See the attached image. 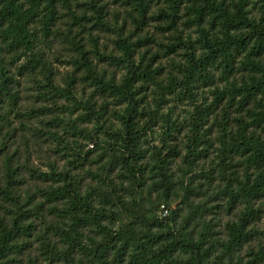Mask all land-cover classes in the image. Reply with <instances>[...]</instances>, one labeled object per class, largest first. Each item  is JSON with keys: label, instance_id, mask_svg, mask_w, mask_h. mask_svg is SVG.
Listing matches in <instances>:
<instances>
[{"label": "trees", "instance_id": "trees-1", "mask_svg": "<svg viewBox=\"0 0 264 264\" xmlns=\"http://www.w3.org/2000/svg\"><path fill=\"white\" fill-rule=\"evenodd\" d=\"M57 1L0 0V107L10 112L18 105L16 79L5 58V53H12L16 58L13 63L19 62L16 71L20 75L37 70L44 74L38 81L42 86L39 93L47 90L53 97L58 94L67 100L52 105L69 111L65 126L80 140L70 145L67 142L62 150L72 157L75 164L71 168H53L45 174L46 181L61 183L49 184L43 192L47 200L63 204L62 209L54 205L51 208L60 218L51 227V237L37 230L34 218L42 219V204L28 207L32 196L26 194L25 201L16 193L21 182L19 165L13 163L12 154L3 153L0 264H264L263 247L249 253L254 263L238 253L254 234L253 223L260 212L256 204L264 195V0H165L166 8L160 9L165 12L171 33L177 32L170 44L178 42L184 50L172 52L184 54L185 59L173 60L177 74H171L165 93L188 100L197 109L191 113L197 116L185 146L189 172L200 157L208 155L211 128L205 126L212 118L217 123L220 142L216 166L228 204L242 205L236 219L226 223V237L220 241L214 240L211 223L195 230L186 222L178 223L174 213L165 221L151 219L139 201L145 191L154 192L168 212L166 206L180 188L173 169L175 158L181 155L179 144L173 143L179 130L171 119L173 112L161 113L160 103L164 101L155 102L153 108L143 93L145 82L153 83L160 93L166 88L163 81L155 79L149 63H143L140 47L148 37L132 41L118 36L116 46L121 54L111 56L126 70L120 81L108 79L99 70L90 57L93 50L87 49L86 43L72 41V45L76 44L73 63L105 95L102 101L94 96L84 98L73 88L54 82L53 71L44 62L39 45L40 37L52 32ZM154 1L134 0L139 23L146 20ZM258 2L259 19L251 15L250 8ZM68 10L79 18L70 6ZM183 18L198 33L196 39L183 35L178 23ZM237 69L244 72L240 80L232 77ZM218 80L224 85H219ZM200 85L213 86V102L201 109L197 103ZM76 111L79 113L71 121ZM232 113L239 116L236 131L229 127ZM146 115L149 119L145 124L142 118ZM159 119L163 124L158 143L147 145ZM232 153L241 157L238 162L242 173L234 171L229 177L224 161ZM93 154L95 157L89 161ZM74 169L78 170L73 172ZM206 180L210 181L209 174ZM185 190L179 202L190 207V197L196 189ZM201 207L206 208L204 204ZM36 241L39 244L35 247Z\"/></svg>", "mask_w": 264, "mask_h": 264}, {"label": "rangeland", "instance_id": "rangeland-1", "mask_svg": "<svg viewBox=\"0 0 264 264\" xmlns=\"http://www.w3.org/2000/svg\"><path fill=\"white\" fill-rule=\"evenodd\" d=\"M260 5L259 2L250 5L251 15L258 19L261 17V12L258 10ZM69 6L79 18L68 10ZM56 7L57 18L52 32L47 36L40 37L39 45L43 51V59L53 71L54 82L57 85L63 88H73V91L84 98L94 96L98 101H102L105 95H101L96 87L92 85V82L88 80L83 70L73 63L76 44L72 45V41L73 43L75 41L86 43L87 49L93 50L90 57L94 63L98 64L99 70H102L108 79L115 78L120 81L126 70L119 62L113 61V56H111L114 54L119 57L121 54L116 46L118 36H127L132 41L139 37H148L146 44L140 47L145 59L143 63H149L155 79L163 81L166 88L161 90L160 93L153 83L145 82L144 87L147 85V88L143 93H145V100L151 101L153 108L155 102L164 101L160 103L161 113L173 112L171 119L179 128L176 134L178 138L173 140V143H178L181 151V155L174 160L173 169L175 176L178 177L180 188L178 194L166 206L168 212L165 210L163 202L154 192L145 191L139 197V201L143 210L151 219L165 221L169 214L174 213L178 223L186 222L188 228L195 227V230L201 229L204 223L208 222L212 224L214 240H223L226 237V223L236 219L237 211L242 205L237 203L234 205L228 204V196L223 189V180L219 175L218 166H216L220 161V158H218L220 142L218 141V126L212 118H210L209 124L205 126L207 129L211 128L210 134H208V144H211L208 155L200 157L196 161L198 162L197 166L192 169L191 173L184 160L185 146L188 143V135L191 133L189 132L190 125L197 116V113L193 116H191V113L194 112V109H197L186 102L188 100H178L174 98V94L165 93L166 90H169L171 74H177V70L173 68V60L182 59V61H185L184 54L172 52L173 49L184 50L180 48L182 44L178 42H173L176 45L170 44L174 41V35H177V32L171 33L165 12H160V9L166 8L165 0H156L151 3L146 20L142 21L141 19L140 23L137 21L139 16L135 9L134 0H58ZM183 20L184 18L178 22L183 35L196 39L198 33L195 32L194 27H188ZM98 51L100 52L98 53ZM168 51L171 53L168 54ZM13 57L12 53H5L7 67L16 79L14 89L17 90L19 99L15 111L9 112L0 107V150H2L0 159L4 152L13 155L15 159L13 163L19 165L18 176L21 181L17 186L16 193L25 201H28L26 194L32 196L28 207L42 204L40 208L38 207L42 219L34 218V221L37 224V230L42 229L51 237L52 225L59 223L60 220L51 208L54 205L62 209L63 204L46 199L43 192L48 185L56 186L61 183L46 181L45 174H49L53 168L58 171L71 168V165L75 163L72 162V157H67L62 150H64V144L67 142L70 145L74 142L79 143L80 140L79 136L72 135L73 132L68 125L65 126L67 119H69V111L58 106L66 103L67 100L58 94H53V97L47 90L44 94L39 93L42 86L38 84V81L43 80L44 74L37 70L20 75V72L16 71L19 62L14 64L13 60L15 61L16 58ZM243 73L242 70H234L232 77L240 80ZM218 83L222 86L225 82L218 80ZM211 89H213V86L202 87L200 85L198 91L196 90L197 103L200 109L202 105L209 106L213 102ZM55 102L58 105H52ZM0 105H2L1 101ZM78 113L76 111L74 115L70 116L71 121L75 120ZM148 117L147 115L144 116L142 121H147ZM238 117L237 113H232L229 119V127L232 131H236ZM212 122L213 125H210ZM162 124V120L159 119L154 127V134L150 133L147 145L158 143L157 139L162 132ZM94 157L95 154L90 156L89 161ZM240 159L241 157L238 154L232 153L224 161L225 166H228L229 177L233 175L234 171L242 173L241 165L238 162ZM1 164L2 159L0 166ZM90 165L87 168H90ZM77 170L74 169L73 172ZM207 174L210 175V181L206 180ZM2 175L3 169L1 167L0 180L4 183ZM182 180H184V185L181 184ZM186 187L196 189L195 194L190 197L192 202L190 207L179 202L182 195L186 194ZM199 188L200 192L198 193L197 189ZM1 204L0 200V216L3 217ZM203 204L206 208L201 207ZM256 205L260 208V212L253 223L254 234L238 251L244 260L250 261V263L254 262L252 261V255H249V253L257 251L259 247L264 249V195L259 198ZM64 213L62 212V214ZM53 239H56V236H53ZM35 243L36 247L39 242L36 241ZM33 254H36V251Z\"/></svg>", "mask_w": 264, "mask_h": 264}]
</instances>
